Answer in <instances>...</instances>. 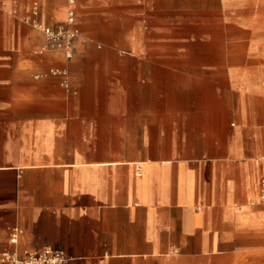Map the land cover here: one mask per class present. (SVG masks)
I'll return each instance as SVG.
<instances>
[{
    "label": "crops",
    "instance_id": "1",
    "mask_svg": "<svg viewBox=\"0 0 264 264\" xmlns=\"http://www.w3.org/2000/svg\"><path fill=\"white\" fill-rule=\"evenodd\" d=\"M0 0V264H239L264 233V0ZM68 71V88L51 69ZM17 226V244L8 240ZM258 252H256L257 254Z\"/></svg>",
    "mask_w": 264,
    "mask_h": 264
},
{
    "label": "built area",
    "instance_id": "2",
    "mask_svg": "<svg viewBox=\"0 0 264 264\" xmlns=\"http://www.w3.org/2000/svg\"><path fill=\"white\" fill-rule=\"evenodd\" d=\"M69 8L66 11L65 21L57 27H46L41 25L37 19V4L32 5L30 14L24 18V23L30 27L40 30L44 36L45 43L37 52L43 54L45 52L57 51L61 52L66 59L73 56V43L79 34L76 26V14L73 8L75 0H67ZM50 74L59 77V85L68 88V71L65 68L51 69ZM260 197L264 199V176L260 179ZM20 236V229L13 226L9 230L8 240L11 245L17 244ZM2 260L8 264H66L68 257L62 250L44 246L37 250L25 251L22 255L17 252H5L2 254Z\"/></svg>",
    "mask_w": 264,
    "mask_h": 264
},
{
    "label": "rangeland",
    "instance_id": "3",
    "mask_svg": "<svg viewBox=\"0 0 264 264\" xmlns=\"http://www.w3.org/2000/svg\"><path fill=\"white\" fill-rule=\"evenodd\" d=\"M262 178V177H261ZM259 195V193H258ZM236 241L241 245L254 247V251L248 252L247 261L239 264H264V233L257 232L240 236ZM256 252H258L256 254Z\"/></svg>",
    "mask_w": 264,
    "mask_h": 264
},
{
    "label": "bare ground",
    "instance_id": "4",
    "mask_svg": "<svg viewBox=\"0 0 264 264\" xmlns=\"http://www.w3.org/2000/svg\"><path fill=\"white\" fill-rule=\"evenodd\" d=\"M260 194L261 193H259V195H257V199H255L252 202H250V205L257 204L258 202L264 201V199H261Z\"/></svg>",
    "mask_w": 264,
    "mask_h": 264
}]
</instances>
